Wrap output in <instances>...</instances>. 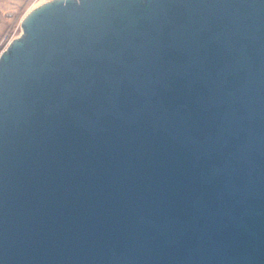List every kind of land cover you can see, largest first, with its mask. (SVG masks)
Returning <instances> with one entry per match:
<instances>
[{"label": "water", "instance_id": "water-1", "mask_svg": "<svg viewBox=\"0 0 264 264\" xmlns=\"http://www.w3.org/2000/svg\"><path fill=\"white\" fill-rule=\"evenodd\" d=\"M0 55V264H264V0H47Z\"/></svg>", "mask_w": 264, "mask_h": 264}, {"label": "crops", "instance_id": "crops-1", "mask_svg": "<svg viewBox=\"0 0 264 264\" xmlns=\"http://www.w3.org/2000/svg\"><path fill=\"white\" fill-rule=\"evenodd\" d=\"M30 1L31 0H0V34L12 25V19L13 21L15 20L18 16V11H20L24 4H28Z\"/></svg>", "mask_w": 264, "mask_h": 264}, {"label": "rangeland", "instance_id": "rangeland-1", "mask_svg": "<svg viewBox=\"0 0 264 264\" xmlns=\"http://www.w3.org/2000/svg\"><path fill=\"white\" fill-rule=\"evenodd\" d=\"M39 4V1L31 0L28 4H24L20 11H18V16L13 21L12 25L6 28L0 34V55L2 51L7 47L8 43L15 37L19 36L22 32L20 27V22L22 17L26 14V12L33 7L34 5Z\"/></svg>", "mask_w": 264, "mask_h": 264}, {"label": "bare ground", "instance_id": "bare-ground-1", "mask_svg": "<svg viewBox=\"0 0 264 264\" xmlns=\"http://www.w3.org/2000/svg\"><path fill=\"white\" fill-rule=\"evenodd\" d=\"M42 3H44V1H42V2L39 3V4H36L34 7L30 8L27 12H29L30 10L34 9L36 6H38V5L42 4ZM27 12H26V13H27Z\"/></svg>", "mask_w": 264, "mask_h": 264}, {"label": "built area", "instance_id": "built-area-1", "mask_svg": "<svg viewBox=\"0 0 264 264\" xmlns=\"http://www.w3.org/2000/svg\"><path fill=\"white\" fill-rule=\"evenodd\" d=\"M34 1H39V3H41L42 1L46 2L47 0H34Z\"/></svg>", "mask_w": 264, "mask_h": 264}]
</instances>
